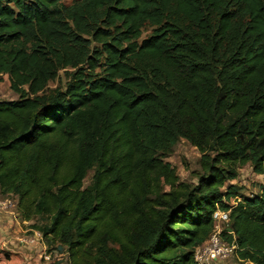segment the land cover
<instances>
[{
    "label": "trees",
    "instance_id": "1",
    "mask_svg": "<svg viewBox=\"0 0 264 264\" xmlns=\"http://www.w3.org/2000/svg\"><path fill=\"white\" fill-rule=\"evenodd\" d=\"M4 72L20 97L0 100V194L47 218L31 227L53 259L197 264L219 206L227 259L264 264V183L231 182L264 176V0H0ZM181 138L202 154L186 190L165 161Z\"/></svg>",
    "mask_w": 264,
    "mask_h": 264
},
{
    "label": "rangeland",
    "instance_id": "2",
    "mask_svg": "<svg viewBox=\"0 0 264 264\" xmlns=\"http://www.w3.org/2000/svg\"><path fill=\"white\" fill-rule=\"evenodd\" d=\"M66 3H71L72 0H65ZM155 26L151 25L150 23H146L143 27V34L140 40L149 36ZM72 71L71 68H61L58 70L56 76L51 79L43 91L42 94H51L54 92L56 88H60L62 90L65 89L69 79H70V72ZM98 72H101V68L98 69ZM0 76L2 80L0 81V100L2 99H18L20 97V93L12 89L11 81L7 73H1ZM201 152L199 149L193 145L189 140L186 138H181L173 147L171 154L165 157V161H168L172 164V167L175 169L176 176L178 178L177 185L182 190H186L188 188L196 186L198 183V178L201 175V166H200V159H201ZM94 171L90 170L84 184L85 186L90 185L92 182V176ZM233 184L240 186V192L243 196L246 197H253L254 195L258 194L261 190V185L264 183V176L257 175L253 169L251 163H248L244 166L238 168V175L235 179L231 181ZM159 189L160 194L168 193L170 191L169 185L166 183H160V186L157 188ZM5 198V197H4ZM9 200L12 201L14 204L10 206L11 210L14 211L16 208V198L14 196L8 197ZM154 197H151L153 200ZM236 198L231 200L232 204L237 203ZM242 199V196H239L238 200ZM46 217H36L34 220L35 222L42 224L46 222ZM33 221V222H34ZM32 222V223H33ZM28 221L26 224H22L24 228H31L29 231L24 232L25 235H30L29 232L33 233V228L31 227L32 224ZM227 222L220 221L219 224L222 229L227 226ZM35 232H38L40 236L42 233L36 229ZM34 232V234H35ZM43 237V236H42ZM47 244V243H46ZM46 252L49 251L48 244L46 245ZM64 252L61 253L57 258H52V261H48L47 264H71V260L69 258L68 253L63 250ZM23 264H28L26 261Z\"/></svg>",
    "mask_w": 264,
    "mask_h": 264
},
{
    "label": "crops",
    "instance_id": "3",
    "mask_svg": "<svg viewBox=\"0 0 264 264\" xmlns=\"http://www.w3.org/2000/svg\"><path fill=\"white\" fill-rule=\"evenodd\" d=\"M17 202V199H16ZM28 221L22 220L16 208L13 210L0 211V264H47L43 258L46 252V241L38 235H25L24 232L31 228H24L22 224ZM35 237L34 243H27V239ZM47 262H45V261ZM218 264H246L233 257Z\"/></svg>",
    "mask_w": 264,
    "mask_h": 264
},
{
    "label": "built area",
    "instance_id": "4",
    "mask_svg": "<svg viewBox=\"0 0 264 264\" xmlns=\"http://www.w3.org/2000/svg\"><path fill=\"white\" fill-rule=\"evenodd\" d=\"M8 197L0 194V211L5 212L11 210L10 206L14 203ZM238 200V199H237ZM241 200V199H239ZM236 201V199H235ZM215 229L210 238L202 245L198 246L195 251V260L197 264H216L218 261L226 260L235 252L237 245L235 242L225 240L221 234L222 227L219 222H227L230 220V210H223L219 206L214 212ZM40 235L35 232V236ZM27 243H34L35 237L28 238ZM43 258L48 262L52 261L51 253L45 252ZM246 264H257L256 262H247Z\"/></svg>",
    "mask_w": 264,
    "mask_h": 264
},
{
    "label": "water",
    "instance_id": "5",
    "mask_svg": "<svg viewBox=\"0 0 264 264\" xmlns=\"http://www.w3.org/2000/svg\"><path fill=\"white\" fill-rule=\"evenodd\" d=\"M228 230L230 231V230H231V228H228Z\"/></svg>",
    "mask_w": 264,
    "mask_h": 264
}]
</instances>
